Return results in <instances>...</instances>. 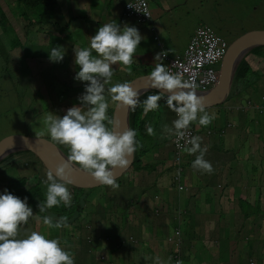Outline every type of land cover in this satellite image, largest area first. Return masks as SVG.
<instances>
[{
  "label": "rangeland",
  "instance_id": "1",
  "mask_svg": "<svg viewBox=\"0 0 264 264\" xmlns=\"http://www.w3.org/2000/svg\"><path fill=\"white\" fill-rule=\"evenodd\" d=\"M64 1L38 0L37 5L34 8H30L25 1L0 0V20L3 16L2 13L5 15L3 17L4 22L0 24V141L14 135L36 136V133L46 131L43 121L50 112L53 115L63 116L69 108L81 105V103L74 102L76 100L74 96L83 90V88L79 87L82 83L87 84L90 82L79 81V83H75V76L78 72L76 71L77 65L71 46L76 45L79 48L81 44L86 43L87 31L83 30L75 35L73 42L67 41L65 44L68 46H63L60 42L55 46L49 45L46 42L47 36H43L41 31L37 34L38 41L41 44L32 42L33 46H35L33 48L30 47V33L25 32L17 23L18 11H20L24 20L30 21V19H33L48 30L45 24H51L55 20L54 14L56 12L65 15V19H68ZM170 1L174 0H164V4ZM85 3H87V0H85ZM180 3L182 4L170 7L171 12L168 16L164 15L160 31L156 11L151 8L149 2L152 14L147 18L150 24L143 26L155 27V30L151 31L152 35L145 44L140 43L135 55L139 56L144 52L145 56H151L152 61L149 62L151 64L142 61V65L135 66L128 76L122 70L119 73L116 72L113 66L114 74L110 84L105 86L106 88L116 83L128 82L127 77L128 80H132L137 78V75L150 74L148 72L154 69L159 59H163V64L167 65L168 61L165 60V57H162L165 51H161L158 46V43L161 46L160 39L164 42L165 37H170V44L176 54L175 57L180 60L184 57L188 43L199 26H211L227 40L230 46L247 32L264 30V0H183ZM97 10L101 11V6H98ZM157 11H160V9ZM71 13H73V8ZM100 18L103 21V25L109 22L115 23L117 20L116 15L112 16L113 19L108 20L105 13ZM121 20L122 23L120 25L124 26L125 20ZM59 25L63 26V34L69 33V30L65 27L64 20H60ZM128 26H133V23H129ZM135 27H140V25L136 24ZM153 36H157L156 42L153 41ZM26 44L28 45L26 46ZM54 47H62L64 51L62 61L54 62L50 59V51ZM157 54H160L159 59H156ZM93 55H95L94 51ZM223 61L217 65L218 70L222 71ZM258 61L263 62L260 69L263 77L261 78L260 86L254 89L259 91V96H256L254 92L253 95L256 97H251L253 103H259V97L264 95V57L261 54H258ZM123 69L126 70L128 67L124 66ZM252 78L254 79L253 76ZM251 82L254 81L252 80ZM105 94L107 96V92ZM233 94L219 107L206 108L209 114L215 113V119L210 125L200 126L198 122H193L191 125L195 127L198 136L204 140L209 148V151L205 153V159L211 163V159H213L211 155H215L213 165L215 166L216 164V170L212 173L214 175L216 172L220 174L217 188L222 192L223 196L220 198L216 191L209 195L212 201L211 204L215 205L212 207L213 211L210 206L209 208L212 215L215 213L219 214L218 219L210 220L209 222V215L206 212L200 211L199 214V218L202 221L201 226L212 224L211 228H213L212 230L210 229V238L212 239L210 240V245H208L209 240L203 239V243L209 249H212L209 256H206L204 248L200 249V253H196V249L188 248L184 250V257L181 259L182 264H212L211 262H214V264H260L259 260L256 259L255 253L258 250L264 252V221L263 213H260L261 206L264 205V188L262 186L264 183V114H261L253 104H249L250 95L244 90H241L235 96ZM70 97L73 98L71 99ZM108 99V114L110 113V106H112L111 112L114 111L115 114L118 105L111 102L110 97ZM61 100L68 101L69 104L66 102L60 104ZM159 104V109L153 111L151 122L147 125L151 126L152 123L153 129L154 127L158 128L159 133H157L156 140L163 133L162 126L167 124L171 127L172 121L177 118L175 112L166 105V99L159 101ZM228 106L231 107L233 113L227 110ZM229 123L232 125L231 127H227ZM207 129L213 130L210 143V136L207 137L208 135L206 134ZM221 130H225L223 136L220 135ZM44 137L50 139L47 135ZM145 139L148 147L151 143V138L145 137ZM161 139L163 142L151 149L146 155L148 158L146 157L144 165L151 167V169L143 168L137 172L132 168L125 172L122 177L117 179L118 188L106 185L85 187L86 205L81 216L80 228H78L79 225H69L61 233L59 232L61 246L65 250H67V247L64 246L67 240H75L78 234L79 245L76 247L78 249L72 250V253L75 254L74 264H92L93 262L95 264H106V261L101 258H107V256L110 260L114 259L115 264H147L144 251L148 247L140 243L139 236H148L141 231L143 229L142 223L145 227L144 230L148 228L147 218L144 217L146 208L151 210L148 204L161 207L157 211L159 214H154L155 217L164 215L162 213V204H170V209L174 205V210L170 212L177 220H180L185 215L183 207L186 203L179 200L178 197L180 185L176 183V185L172 186L171 178L177 177L180 181L183 176V181L187 187V190L183 192L190 190L189 193L191 194V192L196 191L199 186L203 185L204 180L202 179V183L192 184L195 181L193 180L194 175L197 179L195 172L208 173L199 170L194 172L192 162L199 153L183 158H188L189 162L185 173L180 171L179 167L175 168V170H169V167L166 166L170 165V161L176 159L178 155L172 147L173 137L168 138L165 134L164 138ZM237 142L243 151L240 159L235 160V157L238 156V145L234 144ZM64 147L68 148L65 145ZM183 154L186 155L188 153L183 151ZM33 156L38 158V154L32 151L27 152V154L13 153L11 161L17 167H14L12 172L30 175L27 172L29 167L27 164ZM231 156H233V159L227 160ZM227 161L229 162V167H233L231 169L242 171L241 174H249V179L256 181L257 186L260 188L253 190L252 182L249 186L235 182L231 184L224 183L226 181L224 171L227 168L225 167ZM9 162H4L0 165V172L4 169L11 172L12 165ZM3 186L4 184L0 183V194L5 192V187ZM231 186L234 188L233 193ZM205 189L212 190L214 186H205ZM204 191L203 189L202 192L198 193L202 201L205 198ZM240 197L244 198L245 201L248 199L249 203L240 201L238 199ZM226 200L228 201L226 202ZM144 204L146 208L142 207ZM220 204H236V208L238 204L234 221L256 222L253 224L247 223L245 227L238 229L236 232H233L231 228V233L229 232L228 236L225 237L226 231H220L221 226L218 221L219 223L221 222V212H230V209L221 208L218 210ZM190 206L192 209L191 217H187V220L192 222L196 217L193 212L195 204ZM164 209L168 210L166 206H164ZM192 214L195 215L192 216ZM34 216H39V214L34 213ZM88 225L91 228L88 229L86 227ZM39 226L40 229L36 231H40L48 238L49 232L52 230L54 232V229H56H49L44 223ZM160 226V224L157 225V229ZM32 227H36L34 221L33 226L30 228ZM164 227L162 225V229ZM174 227L175 225L173 224L170 230L171 235L167 239L168 247H172V249L170 251L167 250L168 252H163L164 255L167 253V256L158 260V264H176V259L172 255L179 254L181 247L178 251L175 244L181 246L183 242V248L187 246L186 239H184L182 233H174L172 236ZM79 230L80 233H77ZM163 233L165 236L154 238L162 239L167 237V234ZM189 234L191 236V233ZM221 234H223L225 240L217 239ZM24 235L21 230V237ZM87 236L91 237L92 241L88 240ZM130 237H132V243L134 242L132 247L135 250L131 251L129 255H127V247L122 248L118 252L119 254L111 251L117 241L122 242ZM134 237L139 238L134 239ZM136 243L139 245L136 246ZM74 244L77 245V243ZM215 250L220 252V256H217L214 252ZM154 256H157L156 253H154ZM77 257L80 262L76 261ZM150 263L152 264L153 261H150ZM261 264H264V261H261Z\"/></svg>",
  "mask_w": 264,
  "mask_h": 264
},
{
  "label": "clouds",
  "instance_id": "2",
  "mask_svg": "<svg viewBox=\"0 0 264 264\" xmlns=\"http://www.w3.org/2000/svg\"><path fill=\"white\" fill-rule=\"evenodd\" d=\"M20 1L26 2V0ZM36 5L32 4L34 7ZM18 16V25L25 32L30 33V47H35L32 42L41 44L38 41L37 34L41 31L44 32L43 25L33 19H30V21L24 20L20 11H18ZM147 23H149V20ZM45 26H48L49 29L54 28L51 24H45ZM65 27L66 29L69 28L66 24ZM58 29L60 33L57 32L55 35L63 36V26ZM216 33L228 44V53L229 43L218 32ZM142 39L143 37L137 27L128 25L121 27L120 24L109 22L100 26L97 33L91 37L90 47L78 48L75 46V63L79 66L75 83H79V81L90 83H82L79 87L83 90L74 96L76 99L74 102H82L80 106L69 108L63 116L53 115L50 112L43 121L46 131L36 133L39 138H43L45 135L49 136V140L57 144L68 155L67 160L59 163L55 171L49 169L47 172V179L44 181L47 184L46 200L37 205L39 212H47L54 206L61 204L71 207L73 196L68 185L71 183L69 177L75 170L73 165H78L80 170L91 175L98 183L118 188L116 169H126L132 163L137 150L143 147L142 142L137 140V131L132 126L122 128L114 118V113L113 117L108 115V97L114 104L133 111L141 104L140 92L132 84L134 79H127L128 82L105 87L112 80L113 65L117 62H119V65L127 66L129 73H131L133 57ZM56 44L58 43L53 44V46ZM93 51L96 55H93ZM227 53L222 60L226 58ZM159 57L160 54H157L156 59H159ZM163 57L168 61L167 65L157 63L148 76L150 87L155 89L147 92L159 91L143 100V113L146 115L150 111L158 110L160 107L159 101L166 99V105L175 112L177 118L172 121L171 127L167 124L162 126L161 138H164L165 134L168 138L174 136L177 147L181 148L182 151L187 152L189 155L199 153L192 162L193 169L211 174L214 171L213 165L205 159L207 147L202 148V138L198 136L197 130L191 125L193 122H198L200 126H208L215 119V113L209 114L206 111L205 99L199 96L195 90H208L216 87L221 81L222 71L217 68L220 79L215 86L195 89L194 84L184 80L180 74L173 73L168 69L169 58H177L168 55L166 52H163ZM63 58L64 51L62 47L51 49L50 59L52 61L59 62ZM62 102L69 104L65 100H61L60 104ZM248 102L253 104L261 114H264L258 108L259 105L264 103V100L260 103H253L252 99L249 98ZM190 127L195 130L196 136L189 138L188 129ZM207 130L210 131V129ZM147 132L149 135H156L151 126H147ZM224 132L225 130H221L220 135L223 136ZM181 140H184L185 144L190 146H182L179 143ZM62 145L69 148V154ZM16 153L18 152H14V154ZM12 154L4 158L0 165L8 162L5 160ZM181 183L184 187L185 182L181 180ZM182 190L180 189L178 192H182ZM33 216L34 212L27 203V197L21 199L7 190L0 194V264H74L73 256L61 246L58 238H48L40 231L29 232L27 230H25V235L21 237V226L26 225L29 218ZM43 223L49 228L69 227L66 215L59 217L55 223L52 216L46 215L43 217ZM148 259L149 257L145 256V260ZM177 264H181V262L177 261Z\"/></svg>",
  "mask_w": 264,
  "mask_h": 264
},
{
  "label": "crops",
  "instance_id": "3",
  "mask_svg": "<svg viewBox=\"0 0 264 264\" xmlns=\"http://www.w3.org/2000/svg\"><path fill=\"white\" fill-rule=\"evenodd\" d=\"M128 1L129 0H87V3H85V0H65L64 2H65V6H66V14L68 16V19L65 20L64 19V18H66L65 15H62L61 13L56 12L54 14L56 19L54 22L51 23V25L55 29L51 28V31H50L49 27L47 26L48 30H46L44 28L43 36H47L46 42L49 45H51L50 40L53 38H57L55 33L60 31L58 29L59 27H62V25H59V21L64 20L65 24L69 27L67 29V30H69V33L64 35V37H62L59 40L61 45L63 44V40L66 37L73 38V40H70L71 42H73L75 35L79 34L83 30H85V31H87V42L84 44H81L79 48L90 47L91 37L97 33L100 26H103V23H102L103 21L101 20L100 17H103L104 13H105L106 17L108 18V20L113 19L112 16L116 15V19H117L115 21L116 24H120L119 20H121L123 18L125 20L124 25H128L129 23H133V26L136 25L135 22L128 20V19H125L123 17V9H124L125 3ZM182 1L183 0H174L172 2L170 1L169 3L164 4V0H149V2L151 3V6H152L151 8H153L156 11V17L158 20L157 21L158 22V28L160 31L162 28V21L164 20V15L166 14V16H168L169 13L171 12L170 7L173 5L182 4V3H180ZM98 6H101V11L97 10ZM72 8H73V13H71ZM92 8H94V9H92ZM159 9H160V11H157ZM115 11H117V12L115 13ZM2 15L3 16L1 18V22H4L3 17L5 15L4 14H2ZM147 24H150V23H147ZM138 25H140V27H137V28L143 37V39L141 40V43L145 44L146 41L151 37V35H152L151 31L155 30V27L151 28L150 26H143L144 24L143 25L138 24ZM121 27H123V26H121ZM163 32H165V30H163ZM156 39H157V36H153V41L156 42ZM162 41L163 40L160 39L161 46L158 43V46L161 48V51L165 50V52L168 55L175 57L176 54L173 52L172 46L170 44V37H165L164 42H162ZM72 48H73L72 54L75 56V52H74L75 47H72ZM162 57H163V54H162ZM142 61H144V63L151 64L149 62L152 61V58H151V56H149V57L145 56L144 52L142 53V55H139V56H136L134 54L133 64L131 65V66H133V68H131L132 69L131 72L133 71L135 66L142 65ZM163 61H164L163 59H159L156 62V64L157 63H163ZM113 66L115 67L114 70L118 73L122 70L123 73L127 74V76L130 74L128 69L124 70L123 69L124 66L119 65V62H117V64H115ZM76 71L77 72L79 71L78 65H77ZM151 71H149L148 73H150ZM127 79H128V77H127ZM191 127H193V126H191ZM206 134L208 135L207 137L210 136V139H209V143H210L212 141L211 135L213 134V130H212V133H211V131L206 130ZM201 146H202V148L205 146L207 147V144L204 142V140H201ZM207 151H209L208 147H207ZM211 157L213 159H211V158L210 159L212 161H214L215 155H211ZM231 158H233V156ZM190 163H191V159H190ZM231 168H233V167H229V164H228L226 170L224 171V175H225V179H226V181H224V183L231 184L232 182H235L238 184H244L245 186H249V184L252 182V184H253L252 189L253 190L255 188H260L259 186H257L256 181H254V180L251 181L249 179V174H241L242 171L240 172L238 170H234ZM229 169H231V170H229ZM194 172H195V170H194ZM195 173L197 174V179L195 178V175H194L193 180H195V181L192 184L202 183V179H204L203 185L199 186L197 188V190L191 192V194L188 192H183V193L178 192L179 200H182L184 203H186V204H184V207H183L185 215L180 220H177L176 217L171 215L170 211L174 210L173 204H172L173 206L171 209H170V204H162V213L164 215L163 216L160 215V217L154 216V214H156L157 212L155 211V213H154L153 210L157 206H152L151 204H148L151 207L150 208L151 210L147 209L145 204L142 206L143 208H146L147 214H149L151 216L150 218H147L148 228H147V230H145V232L148 231V229L150 231H152L151 229L154 230L153 234L146 232V234L148 236H140L147 241V243L143 244L144 246L148 247V249H146V251L144 252L145 256L149 257V259L147 260V264H151L150 261H153L152 264H158L157 263L158 260L162 259L164 256H167V253L165 255L163 253L167 250H165L162 247L160 242L166 241L168 239V236L171 235L170 230H171V226L174 223H176V230H177L176 234L182 233V235H184V239H186V242H187L186 248H183L184 243L182 242L180 254L184 255V253H185L184 250H187L188 248L196 249L195 250L196 253H200V249L204 248V250L206 252L205 253L206 256L207 257L209 256L212 249H209V247H207V245H205L203 243V239L205 238L206 240H209L208 245H210L209 244L211 242L210 240H212L210 238V236H211L210 229L211 230L213 229V228H211L212 221H211V223H209L211 225L202 227L201 226L202 221H201V218H199V214H200V211L206 212L209 215L208 216L209 222H210V220L218 219V217H219L218 213H215L214 215H212V213H211V210L213 211L212 207L215 205L211 204L212 201H211L209 195L212 192L216 191L220 195V198H221V196H223L222 192L217 188V186L219 184L220 174L217 172L215 173V175L213 173H211V174L208 173L209 175L208 174H201V173H197V172H195ZM205 186H209V187L214 186V189H212V190L205 189ZM203 189L205 190L204 191L205 192L204 201H202L200 199L201 197L198 196V193L202 192ZM231 189H232V193H233L234 188L232 186H231ZM195 192H197V193H195ZM238 199L241 200V198H238ZM227 201L228 200H226V202ZM247 201H248V199H247ZM194 204H195V208H194L193 212L196 214V217L193 219L192 222H190L187 220V217H191L192 209L190 208L191 207L190 205H194ZM200 204H201V206H200ZM164 206H166V209H168V210H165ZM209 206L211 207V210H210ZM221 208L222 209H224V208L230 209V212L222 211L221 212V222L219 223V221H218V224H220V226H221L220 231H226L225 237L228 236L229 232L231 233V228H232L233 232H236L238 229L240 230L243 227H245V225L247 223L253 224L256 222V221L245 222V221H239V220L234 221V218L236 219L235 215L237 212L238 204H237V208H236V204H232V206H230L229 204H226V205H224V207H223V204H220L218 210H220ZM157 214H159V213H157ZM195 214H192V216ZM228 214L230 216L229 218H228ZM222 221H223V223H222ZM215 223H217V221H215ZM159 224L161 226L159 229H157V225H159ZM162 225L165 226L163 229H162ZM181 228H182V231L180 230ZM214 231H215V229H214ZM163 232H165L167 234V237H164L162 239H155L154 238L157 236H165V234ZM173 232H174V230L172 231V236L174 235ZM189 233H191V236ZM221 235L223 236V234H221ZM221 235L218 236V238L217 237L216 238L221 239V240L222 239L225 240V237L224 236L222 237ZM142 238H140V239L142 240ZM90 240L92 241L91 237H90ZM153 249H154V251H153ZM156 250H159V251H156ZM168 251H170V249H168ZM214 252L217 254V256H220V252L218 250H215ZM154 253H156V255H157L156 257L154 256ZM141 260H144V259H141ZM217 260H218V258H217ZM211 263L214 264V262H211ZM208 264H210V263H208Z\"/></svg>",
  "mask_w": 264,
  "mask_h": 264
},
{
  "label": "trees",
  "instance_id": "4",
  "mask_svg": "<svg viewBox=\"0 0 264 264\" xmlns=\"http://www.w3.org/2000/svg\"><path fill=\"white\" fill-rule=\"evenodd\" d=\"M37 1L38 0H26L27 4L30 7H32V8L34 7V6H32V4L33 5L37 4ZM126 4H127V2L125 3L124 9H123V17L125 19L131 20V21L135 22L136 24L137 23L141 24V25L147 24V21H142V20L138 19L136 16H129L127 14ZM148 5H149V1H148ZM149 8H150V6H149ZM42 15H43V13H42ZM121 23H122V20H120V24ZM58 33H60V32H58ZM64 35H66V34H63V36H59L58 35V36H56L57 38L51 39L50 40V44L53 45L55 43H59V40L62 37H64ZM69 40H73V38L66 37L63 40V46H68L65 43L67 41H69ZM75 46H71V47H75ZM258 54H261V56L264 57V45L254 48L248 54H246V56L242 59V61L240 62L239 66H238V68L236 70V74H235V77H234V83H233V86H232V90H231L230 96H231L232 93H234L233 96L237 95V93H239L241 90H244L247 94H249L250 95L249 98L259 96V91L258 90H254L255 88L260 86V83L262 82L261 78L263 77L262 72H260V69L262 67L261 65L263 64V62L258 61ZM138 76H140V75H137L136 77H138ZM252 76L254 77V79L252 78ZM252 80L254 82H251ZM156 91H159V90L147 92L144 95H142L140 97L141 104L139 106H137V108L134 111L131 110V126H132L133 129H135L137 131V140L142 142L143 147L139 148L137 150V152L135 153L134 162H133L132 166L126 172H128L132 168H134V171H137V172L142 170L143 168H150L151 169V167H149L147 165H144L146 157L148 158V156H146V155H148V153H149V151L151 149H153L154 147L159 146L163 142V140L161 139V135H159L158 140H156L157 133H159V130H158L157 127H154V131L156 133L155 136H152V135L148 134L147 125L151 122V115H152L153 111H150L149 113H147L145 115L143 113V106H142L143 100H145L149 95L155 94ZM254 92H255L256 96L253 95ZM263 100H264V95H261L259 97V103L262 102ZM252 101H253V99H252ZM225 102H223L222 104H224ZM222 104L215 105V106H210V107H219ZM227 110L232 112V109L229 106L227 107ZM113 113H114V111L112 113L110 112L108 115L113 117ZM231 126L232 125L229 123V125L227 127H231ZM151 127H152V123H151ZM210 131L212 133V129H210ZM145 137L151 138V143L149 144L148 147L146 146V141L147 140L145 139ZM174 138L175 137L173 136L172 147H173V150L176 151V154L178 155V157L176 159H174L173 161H170L171 164L167 165L166 167H169V170H171V169L175 170V168L179 167L182 170V172L185 173L187 165H189V162H188V158L187 159H183V158L187 157V156H190V155L189 154H186V155L183 154L182 150L179 151L175 147ZM152 143H153V145L151 146ZM234 145H238V152H237L238 156L235 157V160H237V159H240V156H241V153H242L243 149L240 147L238 142L235 143ZM62 147L69 154V148H65L64 145H62ZM186 147H188V146H186ZM18 153H20V152H18ZM21 153L27 154V152H21ZM231 157H229L227 160L233 159ZM12 158H13V154L9 158H7L5 160V161H10L9 163H11L12 169H11V172H9L8 170H5V169L0 172V183L4 184L3 187H5V190H7L8 192L12 193L13 195L18 196L21 199H24L25 197H27L28 205L33 209L34 213H38L39 214V216H33V217L29 218L28 223L26 225H22L21 226V230L23 231V233L25 234V230L36 231L37 229H40L39 225H41L43 223V217L46 216V215L47 216H52L54 218V223H55L56 220L59 219V217L66 215L68 217V224L69 225H72V226L79 225L78 228H80V221H81V218H82L81 216H82V214H83V212L85 210V205H86L85 204L86 196L84 195L86 188L81 186V185H78V184H75V183L71 182L68 185L69 190L71 191L72 196H73L71 207H66L63 204H61L59 206H54L53 208L49 209L47 212L41 213V212H39V208H38L37 205L40 202H44L46 200L47 184H45L44 181L47 179V172L50 169L49 166L43 161V159L40 156H38V158L36 156H33V157H31V159L29 160V163L27 164V165H29V167L27 169V172L30 175H21L19 173H13L12 172L14 167H17V165H15L11 161ZM211 164L213 165V161H211ZM228 164H229V162L227 161L226 164H225V167H227ZM213 169H214L213 172H215L216 164H215V166L213 165ZM124 174H122L120 177H122ZM120 177H118L117 179H119ZM182 180H184L183 176H182ZM177 182H178L177 177L176 178L175 177L171 178L172 186L174 184L176 185ZM100 185H102V184H100ZM262 186L264 188V183L262 184ZM186 190H187V187L184 185L182 192L186 191ZM189 192H190V190H188V193ZM195 193H197V192H195ZM241 200L245 201L244 198H241ZM245 202H248V201L246 200ZM229 205L232 206V204H229ZM223 207H224V205H223ZM159 208H161V207H159V206L155 207V209L153 210L154 213H155V211L157 212L159 210ZM260 212L263 213L262 216H263V221H264V205L261 206V211ZM37 217H39V219H37ZM144 217L145 218H150L151 216L149 214H147V212L145 211L144 212ZM77 220H78V222H77ZM33 221H34V225L36 227L30 228L31 226H33ZM174 225H175V227H174L173 234L176 233V231H177L176 230V223H174ZM27 226H30V227H27ZM141 226L143 228L141 230L143 232V234H146V232L153 234V232H154L153 229H151L152 231H150L148 229V231L145 232L144 224L142 223ZM86 227L88 229L91 228L90 225H88ZM51 229H53V228H51ZM63 229L64 228L54 229V232L52 230L51 232H49V235H48L49 238H58L59 240H61V237H59L60 236L59 232L61 233ZM180 230L182 231V228ZM77 233H80V230L77 231ZM139 237H137V238L134 237V239H138ZM140 238H142V237H140ZM88 240H90V237L88 238ZM140 241H141L140 243H142V244L147 243V241L144 238H142V240L140 239ZM167 241L168 240L162 241L160 243H161L162 247L165 250H168V249L171 250L172 247H170V248L168 247ZM74 243H77V245L74 244ZM133 243H132V237L126 238L122 242L117 241V243H115V247L111 248V251L113 253L119 254L118 252L122 248L127 247L128 248L127 255H129V253L131 251L135 250V248L132 247ZM137 243H139V242H137ZM137 243L135 244L136 246L139 245ZM78 245H79V243H78V234L76 235V239L75 240L69 239V240H67L66 245H64V246L67 247V250L73 256V259H74L75 254L72 253V250L78 249V248H76ZM175 247L179 251L181 246H179L178 244H175ZM153 251H154V249H153ZM255 255H256V259L259 260V262L261 264V261H264V252H262V250H258V252L256 251ZM172 256L175 257L176 264H177V261L181 262V258L184 257V255H182L180 253L179 254L176 253V254H174ZM78 257H77L76 261L80 262V260H78ZM101 259L105 260L106 264H110V263L111 264H115L116 263L114 259L110 260L108 258V256H107V258H101ZM81 263H83V262L81 261ZM83 264H85V263H83ZM92 264H95V262H93Z\"/></svg>",
  "mask_w": 264,
  "mask_h": 264
},
{
  "label": "water",
  "instance_id": "5",
  "mask_svg": "<svg viewBox=\"0 0 264 264\" xmlns=\"http://www.w3.org/2000/svg\"><path fill=\"white\" fill-rule=\"evenodd\" d=\"M262 45H264V30L247 32L231 44L223 62L220 83L216 87L208 90H195L199 96L205 99L206 108L222 104L228 99L240 62L251 50ZM238 57H240V59L237 61ZM148 76L149 74L139 76L132 81L133 86L140 92V97L148 90L155 89L150 87ZM117 108L114 118L120 123L122 128L131 127V109H126L122 106H118ZM23 150L37 153L53 171H55L59 163L67 160L68 156L57 144L45 137L39 138L32 135H14L0 141V162L8 155ZM134 159L135 155L132 163L126 169H116L117 178L132 166ZM73 168L75 170L69 177L71 182L83 187H95L100 185L91 175L80 170L78 165H73Z\"/></svg>",
  "mask_w": 264,
  "mask_h": 264
},
{
  "label": "built area",
  "instance_id": "6",
  "mask_svg": "<svg viewBox=\"0 0 264 264\" xmlns=\"http://www.w3.org/2000/svg\"><path fill=\"white\" fill-rule=\"evenodd\" d=\"M126 10L129 16H136L142 21H148L147 17L151 14L147 0H131L126 4ZM227 48L226 41L211 27L207 25L199 26L189 43L184 58L180 60L169 58L168 69L173 73L180 74L184 80L194 84L195 89L213 87L220 79L217 64L226 55ZM258 108L261 112H264V103L259 105ZM191 136H196V132L190 127L188 137ZM179 143L184 147L190 146L186 145L184 140L179 141ZM174 144L180 151L181 148L177 147L176 138H174ZM178 184L180 189H183L181 180Z\"/></svg>",
  "mask_w": 264,
  "mask_h": 264
},
{
  "label": "bare ground",
  "instance_id": "7",
  "mask_svg": "<svg viewBox=\"0 0 264 264\" xmlns=\"http://www.w3.org/2000/svg\"><path fill=\"white\" fill-rule=\"evenodd\" d=\"M239 59H240V57H238L237 61H238ZM237 61H236V62H237ZM236 62H235V65H236ZM235 65H234V66H235Z\"/></svg>",
  "mask_w": 264,
  "mask_h": 264
}]
</instances>
